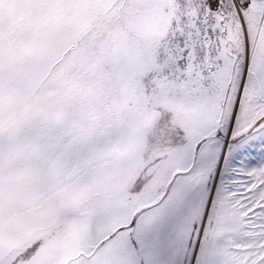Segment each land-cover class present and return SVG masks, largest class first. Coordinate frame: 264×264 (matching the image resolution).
Masks as SVG:
<instances>
[{
    "label": "snow or ice",
    "instance_id": "obj_1",
    "mask_svg": "<svg viewBox=\"0 0 264 264\" xmlns=\"http://www.w3.org/2000/svg\"><path fill=\"white\" fill-rule=\"evenodd\" d=\"M0 264H264V0H0Z\"/></svg>",
    "mask_w": 264,
    "mask_h": 264
}]
</instances>
